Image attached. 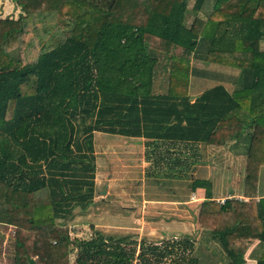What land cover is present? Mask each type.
<instances>
[{"label": "trees", "instance_id": "16d2710c", "mask_svg": "<svg viewBox=\"0 0 264 264\" xmlns=\"http://www.w3.org/2000/svg\"><path fill=\"white\" fill-rule=\"evenodd\" d=\"M10 2L19 14L0 19V226L15 230L14 264H71L72 251L74 264H134L119 237L70 240L56 224L93 203L94 133L143 139L154 161L163 145L245 141L244 199H214L212 182L193 175L195 157L188 186L204 192L196 223L222 264H264V0H214L190 26L188 0ZM204 3L194 0L193 12ZM158 54L167 77L156 89ZM191 57L236 70L234 87L216 84L191 101V75L206 74L191 71ZM194 243L142 240L135 264L174 255L169 264H202Z\"/></svg>", "mask_w": 264, "mask_h": 264}, {"label": "rangeland", "instance_id": "374dc122", "mask_svg": "<svg viewBox=\"0 0 264 264\" xmlns=\"http://www.w3.org/2000/svg\"><path fill=\"white\" fill-rule=\"evenodd\" d=\"M259 49L264 52V40L259 43ZM158 55L161 59V54ZM191 58L190 67L206 73L203 79L195 76L190 82L192 96L216 84H223L228 91L234 87L236 70L228 68L229 71L220 73L221 76L216 67H205L198 62L199 58ZM166 74L164 72V76ZM245 144L244 141L241 146L209 149L168 145L166 148L163 145L156 151L157 161H154V155H147L151 146L147 147L143 139L94 133L93 203L85 211L74 210L71 217L56 221V224L67 230L70 240L88 242L102 236L105 239L119 237L124 248L134 250V264L142 240L163 247V243L182 239L195 242L190 255L197 256L203 263L222 264L225 260L221 259L224 257L221 248L210 242V233L201 230L196 223L204 192L190 191L188 170L192 166L190 160L195 157L198 164L192 169L193 175L206 177L212 182L214 199H244ZM261 187L264 188V170L258 179V189ZM14 235V228L0 226V264H14ZM253 247L254 244L250 246ZM75 258L76 251H72L69 262L74 264ZM172 258L169 260L178 257L174 255ZM169 260L166 264L170 263Z\"/></svg>", "mask_w": 264, "mask_h": 264}, {"label": "crops", "instance_id": "0c3cea01", "mask_svg": "<svg viewBox=\"0 0 264 264\" xmlns=\"http://www.w3.org/2000/svg\"><path fill=\"white\" fill-rule=\"evenodd\" d=\"M194 1V0H193ZM214 0H205V3L203 4L201 10L197 13L193 12L192 10V7H193V3H190V0H188V5H187V14L185 16V26L186 24H190L192 23V20L194 19V17H197L199 18L200 20H205L206 17H207V14H208V10L209 8L212 6ZM190 3V4H189ZM19 14V9L16 8L11 2L10 0H0V19H5V18H8V19H12V18H16V16ZM191 61H193V59L191 58ZM201 65L205 66V67H209V66H214L217 68V72L220 74V73H224V71H229L228 68H225V67H221V66H218V65H214V64H209V65H205L202 61H199ZM165 66L166 68V65H167V61L166 59H161L160 61V67L161 68V71H157V76H156V79H155V88L157 89L158 85L161 84V83H164L166 81V77H167V74L166 76H164V70H163V67L162 66ZM159 68L157 70H159ZM193 70V66L191 68V71ZM231 71V70H230ZM227 73V72H226ZM221 75V74H220ZM222 76V75H221ZM195 77V75H191V78H190V82H193V78ZM196 81H200V79H194ZM202 80V79H201ZM164 88V85H162V87L159 88V90H157V92H160V90ZM162 92V90H161ZM201 94V93H200ZM200 94H198L197 96H199ZM197 96H192L190 94V97H191V101H193ZM263 172V170H262ZM261 172V174H262ZM259 193L260 194H263L264 195V188L261 187L259 188ZM251 249L252 248H249L248 249V252H246V258L249 257V255L251 254ZM208 250V249H207ZM208 252V251H207ZM203 262V261H202ZM248 263H253L254 261L251 260V259H248L247 260ZM203 264V263H202ZM206 264V263H204Z\"/></svg>", "mask_w": 264, "mask_h": 264}, {"label": "water", "instance_id": "95a60500", "mask_svg": "<svg viewBox=\"0 0 264 264\" xmlns=\"http://www.w3.org/2000/svg\"><path fill=\"white\" fill-rule=\"evenodd\" d=\"M28 264H36L33 259H28Z\"/></svg>", "mask_w": 264, "mask_h": 264}]
</instances>
